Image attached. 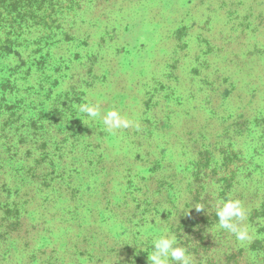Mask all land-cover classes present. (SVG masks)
Wrapping results in <instances>:
<instances>
[{"label":"rangeland","instance_id":"374dc122","mask_svg":"<svg viewBox=\"0 0 264 264\" xmlns=\"http://www.w3.org/2000/svg\"><path fill=\"white\" fill-rule=\"evenodd\" d=\"M53 1L80 4L85 21L50 33L35 24L41 13L0 10V46L10 50L0 100L13 84L28 98L17 157L12 134L0 135L1 177L11 182L0 188V264H149L161 233L214 218L219 184L201 164L224 155L239 168L221 175L247 190L237 199L250 240L227 251L236 238L223 230L225 245L206 257L221 264L226 251L238 264H264L249 248V213L264 201V0ZM89 102L133 125L103 132L101 117L78 111ZM36 118L58 138L43 150L30 136H45L32 129ZM34 163L39 183L29 180Z\"/></svg>","mask_w":264,"mask_h":264},{"label":"trees","instance_id":"16d2710c","mask_svg":"<svg viewBox=\"0 0 264 264\" xmlns=\"http://www.w3.org/2000/svg\"><path fill=\"white\" fill-rule=\"evenodd\" d=\"M22 1L23 0H0V10L6 11L9 14H13V16H15L16 18H19L28 10L41 13L42 15H45V18L39 20L38 22H35V24L40 28L46 27L45 31L50 33H57L59 31L68 33V31L70 30L67 31L65 25H71L72 27V24H76L77 20L80 18L85 21L83 17H85L86 11L80 4L71 3L69 5H59L53 0H43L48 2H42V4H39L35 7L31 4L30 0H25V3ZM28 2H30L31 6L28 5ZM70 21L72 22V24L70 23ZM0 26L3 25L0 24ZM71 33L72 32H69V35H71ZM5 48L6 47H4L3 45L0 46V58H5V56L10 52V50H5ZM27 71L28 73H30L29 69ZM18 89L19 88L15 84H13L12 92L10 93L9 98L7 100H0V109L4 114L2 125L0 126V135L4 134L5 132H10L12 134V136L9 137V140L11 141V147L14 156L16 157L20 154V149L22 147V145H18L20 144V138L25 136L23 131H19L20 125H24V121L23 119H20L19 113L25 108L28 100L25 94H18ZM261 120H263V117H261V115L254 117L255 122ZM31 124L33 125L32 129H35L36 131H45V136L43 138H39L42 139L39 143V140L35 135L36 132L34 130H30L31 140L33 139L35 141L34 146H39L38 149H46L49 144L55 143V140L58 139L56 138L57 135L55 137H51V134L53 132L49 133L53 129V124L47 123L40 118H36V120H33ZM240 124L241 122L237 123V126L234 124L236 129L239 131V128H241L239 126ZM84 135L85 134H82L81 136ZM15 139H17L18 144L14 143L12 146V143ZM60 142L61 141L59 139V143ZM58 149H61V146H58ZM222 154L224 153L222 152ZM231 164H235L236 170L239 168L238 162H234L232 159L229 160V157L225 155L221 158L220 164H213L210 161H208L207 163L202 162L201 164V167L206 170L205 176L213 182L217 180L215 183L219 184V195L222 200L231 198V195H235V198L237 199L242 192L247 191L246 188H241V190H239V187L245 186L243 183H236L235 178H232L233 176L230 175L229 178H226L225 176L221 175L222 169H225L224 172L230 171ZM37 169L38 167L36 164L30 166L29 169L30 171L33 170L32 174L34 175L29 180H34L33 182L35 183H39V180L41 179L40 177L35 176ZM0 171H2L3 173V171L6 172V169L0 168ZM2 173L0 172V188L8 189V185L11 184V182L5 177L2 178ZM244 180L246 181L245 185H247L248 180ZM211 216L216 219L213 218L209 222V220H205L208 219V214L202 213L201 216L196 217L198 218V220L194 219L189 224L185 225H175L173 229V231L176 233L175 236L177 237L178 244H181L188 250L191 255H193L192 261L197 264H202V261H207L205 264H219V262H214L210 257L208 258L206 256L209 255L208 251L213 249L216 243L217 247L220 248H223V246L225 245L222 234H226L223 230L217 229L218 218L216 217V215L211 213ZM249 222L251 223V227H254L256 235L254 240L249 243V248L252 249L254 258L259 256L261 259H264V201H262L258 208L251 210V212L249 213ZM137 231L141 234L143 232L142 228H138ZM231 244L232 245L227 246V251H230L232 247L234 249L236 245H239L236 239L231 242ZM206 258H208V260ZM240 261L241 258L235 256V254L228 255L225 251L223 253V258L221 259V264H238Z\"/></svg>","mask_w":264,"mask_h":264},{"label":"clouds","instance_id":"9594fccd","mask_svg":"<svg viewBox=\"0 0 264 264\" xmlns=\"http://www.w3.org/2000/svg\"><path fill=\"white\" fill-rule=\"evenodd\" d=\"M80 113L95 120L102 118L103 132L115 134L118 130L133 125V121L121 115L117 109L102 112L100 103H84L78 106ZM203 205L196 206L197 211L204 210ZM218 218L217 229L232 233L241 244L250 240L249 228L244 223L247 219L245 206L239 199L221 200L214 208ZM152 252L148 253L149 264H193L192 256L188 250L180 246L177 237L167 231L161 233L152 241Z\"/></svg>","mask_w":264,"mask_h":264}]
</instances>
